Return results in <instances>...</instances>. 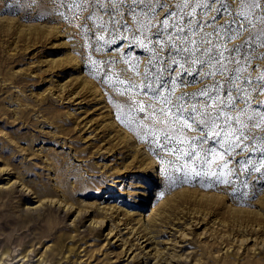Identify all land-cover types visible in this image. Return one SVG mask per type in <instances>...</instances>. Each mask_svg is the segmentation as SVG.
Returning a JSON list of instances; mask_svg holds the SVG:
<instances>
[{"label": "rangeland", "instance_id": "374dc122", "mask_svg": "<svg viewBox=\"0 0 264 264\" xmlns=\"http://www.w3.org/2000/svg\"><path fill=\"white\" fill-rule=\"evenodd\" d=\"M121 4L0 0V264H264V133L230 147L264 94L233 110L228 73L208 75L240 0ZM256 24L227 44L254 80Z\"/></svg>", "mask_w": 264, "mask_h": 264}, {"label": "snow or ice", "instance_id": "6c2138e0", "mask_svg": "<svg viewBox=\"0 0 264 264\" xmlns=\"http://www.w3.org/2000/svg\"><path fill=\"white\" fill-rule=\"evenodd\" d=\"M86 2L91 3V0H86ZM99 2V0H97ZM215 2V0H208L207 3H204L203 0H181V7H191L193 9L198 7H209L211 3ZM108 3L113 6H122L121 0H108ZM123 3H128V0H123ZM132 5L140 6V5H146L148 11H151L158 3L159 0H131ZM241 3V11L238 13L240 16L239 21H236L235 28L232 27L231 22L229 23L228 28L226 29V32L228 35H224V33H221L219 29L214 30L213 35L217 36L218 44H213V53L211 56V59L214 60L215 65L218 66L216 69V72L210 71L208 73L209 77L216 75L219 73L220 75H224L225 73H228L227 79L224 81V85L231 84V91L228 93V99L231 101L230 104H228V107H230L233 110L237 109L238 103L240 101H243L245 105L250 103V101L247 99V95L251 90H254L257 95L264 94V76H258L255 80L252 78V75L250 74H241L243 75V84L240 83L241 81V75H237L238 72H240L241 67L247 66L250 61L249 60H243L238 59V55L240 53V49L244 47V45H235L231 49L227 47L228 43H231L233 38L240 39L243 37L244 32L248 33V41L250 42L252 38V30L257 28L256 20L257 17H259V31L264 32V0H240ZM162 7V6H161ZM246 8V11L244 10ZM118 10V8H117ZM258 10V11H257ZM143 11V10H142ZM249 13H251V18L249 16ZM147 12H144V15H147ZM171 15V13H169ZM197 13L193 11L190 14V18H195ZM152 19H155V16L152 17ZM161 27H167L168 26V20L167 18L160 22ZM199 26V21H198ZM221 28L224 26L221 25ZM172 28L177 31V34H179L180 31H183V27L180 24L172 25ZM187 35V33H185ZM223 36V40L220 39V37ZM202 43L210 44L212 43L211 39H205L202 41ZM163 49H161L162 51ZM183 51L184 49H180ZM171 51V49H169ZM204 51H207V48L204 49ZM227 53V55H225ZM261 60H264V56L260 57ZM173 63H177L175 60ZM201 64L204 66L205 62L201 61ZM235 65V67L229 69V65ZM255 69H253V72ZM235 77V79H233ZM215 88L223 87V85L220 84L219 81H217L214 85ZM247 86V87H246ZM232 92L235 93V96L232 95ZM200 96H207L208 92L205 88L200 93H198ZM209 99L216 100L218 99V96H210ZM165 103H170L167 99H165ZM227 104V101L225 102ZM173 107L177 110V115L175 119H180L183 114V106L179 103L173 105ZM143 110V109H141ZM192 112L197 111L196 108H193L191 110ZM243 111V109H241ZM191 116V113L189 114ZM194 121V117H192ZM239 119V118H237ZM175 120L172 121L174 123ZM228 122V118H225V123ZM201 123H204L203 121ZM215 121L213 120V125ZM250 125V126H249ZM188 129L192 128V124L187 125ZM259 127L261 132L264 133V110H262L261 114L257 117L249 118V121L247 124L242 125L239 129H237L236 133V142L232 143L230 142V147L235 149L236 147H239L240 142L248 138V134L253 131V129ZM247 128V131L245 129ZM209 133H211V128H209ZM219 135L218 133L216 134ZM165 138H169L166 134ZM207 138V134L203 139ZM253 139H256V137H253ZM261 142H264V135L260 136ZM211 151V150H209ZM225 152H227V149H225ZM187 156L192 157L195 155L194 152L189 151Z\"/></svg>", "mask_w": 264, "mask_h": 264}, {"label": "bare ground", "instance_id": "6f19581e", "mask_svg": "<svg viewBox=\"0 0 264 264\" xmlns=\"http://www.w3.org/2000/svg\"><path fill=\"white\" fill-rule=\"evenodd\" d=\"M28 197L30 195H27ZM26 209L23 210V214L25 215H30V214H34V213H38V215H42L43 212L41 210H38L37 208V205L36 206H26L25 207ZM42 209V208H41ZM43 210V209H42ZM45 211V210H44ZM35 216V215H34ZM36 218H37V215H36ZM6 250V249H5ZM4 252V251H3ZM206 252V251H205ZM204 257V256H203ZM228 257V256H227ZM218 259V258H217ZM204 259H202L203 261ZM256 261V260H255ZM128 264H130V262H128ZM176 264H189L188 260L184 259V260H177L176 261ZM195 264H200V262H196ZM204 264V263H203ZM224 264H232V261L231 260H226L224 262ZM251 264H263V263H251Z\"/></svg>", "mask_w": 264, "mask_h": 264}]
</instances>
